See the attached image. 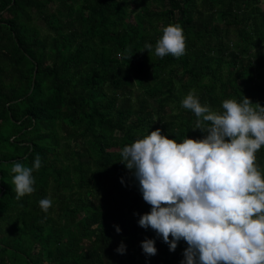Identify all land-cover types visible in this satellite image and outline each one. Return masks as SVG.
<instances>
[{"label": "trees", "instance_id": "trees-1", "mask_svg": "<svg viewBox=\"0 0 264 264\" xmlns=\"http://www.w3.org/2000/svg\"><path fill=\"white\" fill-rule=\"evenodd\" d=\"M170 24L185 54L156 57ZM263 69L264 0H0V264H181L184 240L170 251L139 226L151 206L120 152L156 129L203 138L189 92L215 112L264 105ZM37 155L35 190L17 200L11 169ZM255 156L264 176V146Z\"/></svg>", "mask_w": 264, "mask_h": 264}, {"label": "clouds", "instance_id": "clouds-1", "mask_svg": "<svg viewBox=\"0 0 264 264\" xmlns=\"http://www.w3.org/2000/svg\"><path fill=\"white\" fill-rule=\"evenodd\" d=\"M162 32L154 55H184L182 28L170 24ZM144 50L151 56L153 45L146 43ZM181 106L197 116L192 129L205 133L203 138L177 142L156 129L120 152L119 161L151 206L139 226L162 236L170 251L184 240L181 264H264V176L255 163L264 146V105L244 96L242 102L224 100L223 111L215 112L189 92ZM40 167L39 155L32 167L14 163L17 200L34 192L32 173ZM39 205L47 213L52 200L44 198ZM116 231H121L118 225ZM141 244L145 255L157 254L154 239ZM116 251L124 254L125 244Z\"/></svg>", "mask_w": 264, "mask_h": 264}, {"label": "rangeland", "instance_id": "rangeland-1", "mask_svg": "<svg viewBox=\"0 0 264 264\" xmlns=\"http://www.w3.org/2000/svg\"><path fill=\"white\" fill-rule=\"evenodd\" d=\"M264 70V69H263ZM264 75V71H263V74H262V76ZM260 79H262V78H260ZM263 79H264V77H263Z\"/></svg>", "mask_w": 264, "mask_h": 264}]
</instances>
